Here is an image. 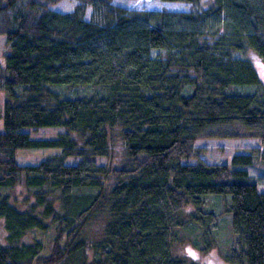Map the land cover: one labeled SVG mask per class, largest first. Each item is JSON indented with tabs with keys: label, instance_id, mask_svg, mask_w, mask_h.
Listing matches in <instances>:
<instances>
[{
	"label": "trees",
	"instance_id": "16d2710c",
	"mask_svg": "<svg viewBox=\"0 0 264 264\" xmlns=\"http://www.w3.org/2000/svg\"><path fill=\"white\" fill-rule=\"evenodd\" d=\"M61 1L0 0L8 46L0 189L22 186L33 200L19 211L0 193V264H196L173 257L172 245L194 227L193 246L209 251L221 217L236 239L220 258L264 264V175L249 174L254 157L189 163L198 141L249 139L264 150V86L246 56L264 63V0H212L207 8L161 0L191 6L177 13L75 0L72 12L52 11ZM55 87L92 93L66 97ZM47 128L64 133L37 141L26 133ZM113 131L124 149L119 168L98 163ZM25 149L60 154L19 165ZM208 197L227 200V209L210 211ZM50 226L53 246L42 255L43 244L24 237Z\"/></svg>",
	"mask_w": 264,
	"mask_h": 264
},
{
	"label": "rangeland",
	"instance_id": "374dc122",
	"mask_svg": "<svg viewBox=\"0 0 264 264\" xmlns=\"http://www.w3.org/2000/svg\"><path fill=\"white\" fill-rule=\"evenodd\" d=\"M112 3L126 8L128 11H170V12H187L191 9L189 4L183 3H164L161 0H112ZM212 3V0H200L198 7L207 8ZM75 0H62L58 4L51 7L52 11L58 13H69L77 6ZM91 10L86 11L85 19L88 20L90 17ZM8 46L5 42V38L0 39V67L4 66V57L8 53ZM247 58L250 59L252 66L256 70L259 79L262 81L264 86V63L254 54V52L249 51L246 54ZM53 90L66 97L90 95L92 89L90 88H65V87H55ZM65 97V98H66ZM5 100L4 93L0 92V111L2 110L3 102ZM0 132H2V121L0 118ZM26 133L30 134L33 140H51L58 137L59 134L64 133L61 128H47L39 130H26ZM108 152L107 156L104 158H99L98 163L102 166H108L110 168H119L124 163V149L122 146V141H120L119 133L113 131L110 139H108ZM60 154L58 149H41V150H20L17 152V160L19 165H36L41 161ZM252 155L254 157V166L248 168L249 174L258 178V176L264 175V166L260 163L261 158H264V150L262 149L258 141H253L249 139H236V140H215V141H198L195 144V150L193 157L189 160V163H193L196 157H200L206 160L210 164H226L229 162L230 158L236 155ZM76 159L67 160V164L76 163ZM258 191L263 192L264 186H260ZM0 193L8 195L9 203L19 211L27 209L33 200L27 193V191L22 186H16L12 189H0ZM83 193H91L84 191ZM92 194V193H91ZM207 208L218 214L222 213L227 209V200L220 199L217 197H208L206 200ZM194 209L190 205L184 208V213H192ZM3 220L0 219V246L7 247L6 233L3 229ZM96 226L93 225V233L96 230ZM213 238L216 241V245L207 252H202L197 250L193 246L194 239L198 240L200 233L198 229L190 227L185 231L184 238L178 240L171 247V252L173 257L185 258L187 261H193L196 264H227L220 258V251L225 250L230 243V241L236 238L231 233L230 221L228 218L221 217L218 225L213 228ZM190 234V236H188ZM187 235V236H185ZM55 236L54 226H50L47 231H33L24 237L25 242H30L32 240L40 241L43 244L44 250L42 255H47L53 246V239Z\"/></svg>",
	"mask_w": 264,
	"mask_h": 264
}]
</instances>
